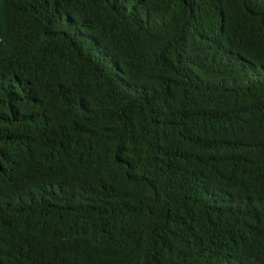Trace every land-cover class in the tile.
Instances as JSON below:
<instances>
[{
    "label": "trees",
    "instance_id": "obj_1",
    "mask_svg": "<svg viewBox=\"0 0 264 264\" xmlns=\"http://www.w3.org/2000/svg\"><path fill=\"white\" fill-rule=\"evenodd\" d=\"M0 264H264V0H0Z\"/></svg>",
    "mask_w": 264,
    "mask_h": 264
}]
</instances>
